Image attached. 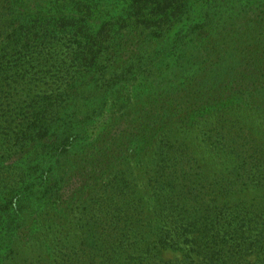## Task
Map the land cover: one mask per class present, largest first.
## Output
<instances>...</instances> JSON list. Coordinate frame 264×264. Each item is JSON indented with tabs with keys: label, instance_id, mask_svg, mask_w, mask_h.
<instances>
[{
	"label": "trees",
	"instance_id": "trees-1",
	"mask_svg": "<svg viewBox=\"0 0 264 264\" xmlns=\"http://www.w3.org/2000/svg\"><path fill=\"white\" fill-rule=\"evenodd\" d=\"M56 56L60 69L55 83L70 94H54L44 104L60 113L71 102L76 123H63L52 132L56 125L52 119L29 132L21 129L40 147L25 152L18 162L14 185L0 184V264L26 241L40 243L44 253L50 248L42 240L60 225L45 213L49 206L56 209L75 196L82 211L105 206L98 197L91 200L92 209L84 205L81 196L89 185L77 175L76 194L67 193L75 184L67 177L69 166L63 167L71 150L63 144L75 130L77 137L85 134L108 106L114 111L106 117L117 129L125 122L130 126L126 110L135 99H142L147 111L138 118L142 121L138 130L143 127L145 145L157 137L166 141L186 132L182 140L190 147L194 142L190 135L201 133L216 156L235 164L227 195L253 187L264 191V127L260 131V121L258 128L248 121L261 116L264 122V0H2L0 63L11 64L8 72L22 66L35 77ZM4 80L7 77H0ZM145 87L148 92L160 89L157 103L144 97ZM220 113L235 114L238 131L218 123L208 133L202 132ZM42 115L37 113L38 118ZM48 135L47 144L42 145ZM115 166L90 170L89 163L78 170L84 168L82 177L87 180L85 172L98 177ZM116 196L124 198L122 193ZM121 214L120 210L111 213L115 223L103 242L109 252L106 257L97 255L103 247L100 242L86 238L76 241V246L65 245L55 264H167L163 249L179 244L188 231L166 225L175 215L163 210H156L152 218L138 212L136 219L130 218L131 224L153 228L157 247L148 249L147 256L139 249L141 254L132 255L126 249L130 237L126 223L117 222ZM204 219L212 228L215 219ZM236 220L229 219L230 235H211L216 247L221 243L239 247L232 263L213 264H257L249 259L256 244L247 237L256 222L248 216H240L239 223ZM221 221L214 222L212 229ZM143 240L145 236L137 245Z\"/></svg>",
	"mask_w": 264,
	"mask_h": 264
},
{
	"label": "rangeland",
	"instance_id": "rangeland-1",
	"mask_svg": "<svg viewBox=\"0 0 264 264\" xmlns=\"http://www.w3.org/2000/svg\"><path fill=\"white\" fill-rule=\"evenodd\" d=\"M0 2L2 3V0ZM155 46L156 44L153 45ZM57 59L58 56L49 65L41 66L40 70L36 71L35 77L33 76L35 74L26 71L22 66L12 68L11 72H8V66L11 64L0 63V77L8 79L4 80L6 82L0 81V184L2 185H14L15 179L19 176L18 162L24 159L26 153L40 147L37 145L39 141H33L29 135L24 136L21 129L29 132L36 129L38 124L39 127L47 125L52 119L56 122V125L52 126V132L63 123L69 121L76 123V111H74L76 108L71 102L66 104V110L60 113L55 111V107L44 104L50 96L70 94L64 91V87L55 83L60 69ZM172 73L173 70L169 69V77ZM74 90L76 91V86ZM143 90L144 97L152 102H158L159 88L149 92L146 87ZM163 101L166 103L168 99ZM113 111L112 106H108L104 109L103 115L96 119V123L91 128H87L85 134L77 137L75 130L67 144H63L71 149L63 163V167L69 166L67 177L75 184L77 175L85 185H89L81 196L84 205H89L92 209L91 200L98 197L105 200V206L98 207L94 212L82 211L77 207L76 196L74 200L56 209L49 206L45 213L52 222L56 221L60 225L46 233L42 240L50 248L44 253L40 243L26 241L17 247L15 254L8 253L9 256L2 259V264H55V261L62 257L65 245L76 246V241L86 238L91 241L96 240L103 245L108 231L115 223L111 216L114 210L122 212L121 215H117V222L126 223L125 232L130 236L126 249L132 255L141 254L139 249L147 256L145 252L156 248L157 243L153 228L150 230L142 224V226L137 223L131 224L130 218L136 219L135 214L138 212H143L146 217L152 218L156 210L175 215L170 217V223L165 224H169L172 228L183 226L188 231L184 233L179 244L172 249H163L162 257L167 264L200 262L213 264L221 263L222 260H229L228 263H232L230 259L239 247H227L222 243L216 247L214 234L220 233L222 237L230 235L229 219L237 218L236 223H239L240 216H248L256 222L247 234L248 239L252 240L251 243L256 244L250 252L249 259L257 260V264H264V224L259 225V222L261 224L264 222V191L253 187L227 195L228 187L236 174L235 164L231 160L216 156V151L208 148L203 142L204 136L201 133L195 132L190 135L191 141H194L190 143V147H186L182 140L186 132L181 133L179 138H170L166 141H162V137H157L152 144L145 145L143 127L138 130L141 121L138 118L147 111L145 101L142 99H135L126 110L130 126L125 122L121 128L115 129V126L111 125L113 120L106 117ZM37 113L43 115L38 118ZM69 113L71 115L66 116ZM236 119L237 116L233 113H220L209 120L202 132L208 133L209 130L216 128L218 123L221 127H231L236 130ZM248 121L254 126L257 125V128L259 124L256 123L260 121L262 123L260 131H263L264 122L261 116L249 118ZM49 137L50 135L46 136L40 143L47 144ZM89 163L93 168L90 170L109 165L116 166L112 171H101L98 177L91 172H85L87 183L82 177L84 168L78 169ZM190 175L191 178H188ZM67 193L76 194V184L71 186ZM119 193L124 195L123 199L117 198L116 195ZM139 199H143L144 202ZM204 217L215 219L212 221V228L218 219L222 221L218 222L216 229L213 230L207 227ZM217 217L219 218L216 220ZM143 236L145 243L137 245L138 239H142ZM257 240L261 243L259 244ZM199 252H203L205 256L200 257ZM108 253L103 245L102 251L97 255L106 257Z\"/></svg>",
	"mask_w": 264,
	"mask_h": 264
}]
</instances>
